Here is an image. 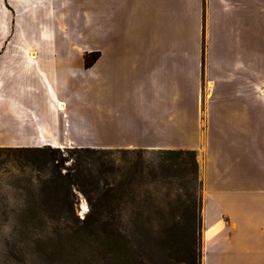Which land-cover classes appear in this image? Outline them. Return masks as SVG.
Here are the masks:
<instances>
[{"label": "crops", "instance_id": "1", "mask_svg": "<svg viewBox=\"0 0 264 264\" xmlns=\"http://www.w3.org/2000/svg\"><path fill=\"white\" fill-rule=\"evenodd\" d=\"M260 22L264 0H0V148L203 147L201 264H264Z\"/></svg>", "mask_w": 264, "mask_h": 264}, {"label": "rangeland", "instance_id": "2", "mask_svg": "<svg viewBox=\"0 0 264 264\" xmlns=\"http://www.w3.org/2000/svg\"><path fill=\"white\" fill-rule=\"evenodd\" d=\"M262 24H251L250 67L259 72L260 80L250 87L252 94L264 96ZM250 125L264 126V112L251 111ZM65 150L59 149L56 156H67ZM211 151L212 169L241 162V148ZM195 159L200 185L170 177V171L165 180L141 185H127L117 176L111 187L90 193L97 220L110 230L108 236H91L81 229L91 207L80 192L72 190L73 197H65L58 186L45 188L41 185L45 173L30 171L15 157L2 155L0 264H201L203 147L195 151ZM145 161L156 168L159 157L147 152ZM70 165L71 161L64 164ZM81 205L85 213L77 211ZM70 208L79 222L70 216Z\"/></svg>", "mask_w": 264, "mask_h": 264}, {"label": "trees", "instance_id": "3", "mask_svg": "<svg viewBox=\"0 0 264 264\" xmlns=\"http://www.w3.org/2000/svg\"><path fill=\"white\" fill-rule=\"evenodd\" d=\"M93 61L94 58L85 59V66L89 67ZM65 152L67 156L59 155V158L56 156L60 154L59 149L49 147L0 148V157L13 156L30 171L45 173L41 185L45 188L58 186L64 190L65 197H73L72 190L80 192L91 207L90 214L82 221L81 229L91 236L98 233L108 236L110 233L106 225L97 220L96 205L92 204L90 193L111 187L115 183L114 177L119 176L123 180L120 182L127 185H141L165 180L172 171L170 177H180L188 185H200L195 151L66 149ZM147 152H154L159 157L156 168L145 161ZM115 159H118L117 164ZM68 161H71V165L65 168L64 164ZM64 168L66 172L61 174ZM70 216L79 222L71 208Z\"/></svg>", "mask_w": 264, "mask_h": 264}, {"label": "bare ground", "instance_id": "4", "mask_svg": "<svg viewBox=\"0 0 264 264\" xmlns=\"http://www.w3.org/2000/svg\"><path fill=\"white\" fill-rule=\"evenodd\" d=\"M82 212L85 213V205H81Z\"/></svg>", "mask_w": 264, "mask_h": 264}, {"label": "water", "instance_id": "5", "mask_svg": "<svg viewBox=\"0 0 264 264\" xmlns=\"http://www.w3.org/2000/svg\"><path fill=\"white\" fill-rule=\"evenodd\" d=\"M79 210H81V207L80 206H78V208H77V211L79 212Z\"/></svg>", "mask_w": 264, "mask_h": 264}]
</instances>
